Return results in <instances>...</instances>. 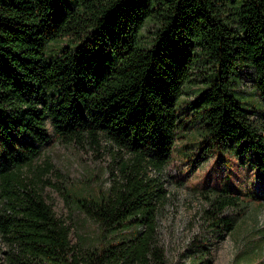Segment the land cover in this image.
Returning <instances> with one entry per match:
<instances>
[{"label":"trees","instance_id":"1","mask_svg":"<svg viewBox=\"0 0 264 264\" xmlns=\"http://www.w3.org/2000/svg\"><path fill=\"white\" fill-rule=\"evenodd\" d=\"M148 22L155 26L150 37L142 32ZM66 37L51 56L48 45ZM238 64H247L244 72L264 100V0H0L6 263L167 264L155 238L168 192L147 171L171 162L181 130L198 124L204 150L233 151L247 141L264 159V120L253 118L259 111L246 110L231 91ZM205 66L207 88L182 117L185 87ZM49 122L65 141L104 137L121 152L107 192L72 196L60 189L72 214L97 225L96 245L71 242L72 227L27 173L50 139ZM249 195L208 199L211 227L232 231L237 217L264 200ZM210 254L199 244L189 264H213Z\"/></svg>","mask_w":264,"mask_h":264},{"label":"rangeland","instance_id":"2","mask_svg":"<svg viewBox=\"0 0 264 264\" xmlns=\"http://www.w3.org/2000/svg\"><path fill=\"white\" fill-rule=\"evenodd\" d=\"M154 30V24L148 22L142 32L150 37ZM68 40L66 37L50 43V55H56ZM208 68L203 67L186 85L180 99L182 117H189L192 106L207 88L208 74L204 71ZM246 70L247 64H238L231 71V91L246 110L264 113V100ZM259 112H253L252 117L264 120ZM48 127L50 139L44 143L33 170L27 173L40 182L43 195L57 215L66 218L72 227L71 242L79 248L96 245L100 239L97 225L80 213L72 214L60 189L67 188L72 196L107 192L114 185L121 152L104 137L98 142L91 137L65 141L51 122ZM181 133L183 138L177 141L171 162L147 171L148 176L159 178L168 192L166 203L159 209L155 238L167 264H189L192 251L203 243L210 248L213 264H264V200L252 203L237 218L235 209H227L225 215L236 218L230 232L212 228L205 213L210 208L208 199L220 194L252 199L249 193H255L264 199L263 157L247 141H241L233 151L220 152L214 146L204 150L198 124H189ZM9 249L10 245L0 237V264H7Z\"/></svg>","mask_w":264,"mask_h":264}]
</instances>
